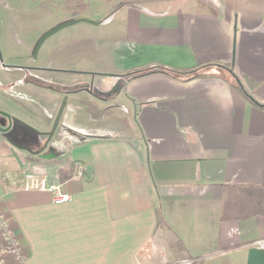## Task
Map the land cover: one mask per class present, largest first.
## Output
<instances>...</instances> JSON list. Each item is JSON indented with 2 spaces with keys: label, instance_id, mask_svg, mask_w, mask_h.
<instances>
[{
  "label": "crops",
  "instance_id": "1",
  "mask_svg": "<svg viewBox=\"0 0 264 264\" xmlns=\"http://www.w3.org/2000/svg\"><path fill=\"white\" fill-rule=\"evenodd\" d=\"M32 2L61 13L44 30L91 23L28 56L15 98L0 86V111L45 134L66 96L59 123L75 122L64 112L78 102L79 123L97 132L43 159L0 132V206L23 255L5 264H264L251 247L264 241V0ZM147 68L173 73L125 77ZM58 73H94L99 88L59 91L45 83ZM36 164L69 203L19 189Z\"/></svg>",
  "mask_w": 264,
  "mask_h": 264
},
{
  "label": "rangeland",
  "instance_id": "2",
  "mask_svg": "<svg viewBox=\"0 0 264 264\" xmlns=\"http://www.w3.org/2000/svg\"><path fill=\"white\" fill-rule=\"evenodd\" d=\"M32 1L33 0H0V60L3 61L0 63V86L4 91H7L11 100L15 98L14 87L16 86V76L19 71L15 67L32 63V60L28 59V56L34 58V48L38 43V40L48 32V30H44L42 26L46 28L55 18L61 16V13H58L57 11L47 13L46 9H39V7L36 6V3L34 4ZM52 39L53 38L49 39V42L47 41V43L44 44L38 56L44 53L47 54V52L44 51H47L45 49L48 47V43H50ZM29 45H33L30 54L28 53V50H26V47ZM91 71L94 73L97 72L94 70ZM94 73L78 75L79 78L76 76L70 78L73 75L58 73L56 74L55 81H44L45 83H50L52 87L59 91H76V89L78 90L82 87L85 88L88 86L95 89L99 88V81L94 80V78H96V76L93 75ZM53 77L54 76H51V79H53ZM13 103H7V108L14 109V105H12ZM76 107L79 108L78 102H76L74 110L72 102H70L64 112L69 115L70 118L76 119L75 122L66 125L65 122L63 124L61 121L52 137L49 139L34 125L28 126L15 118V121L11 123V130L5 133V138L30 152L39 151L46 146L43 152L44 156H53L56 154L54 156H60V158H62L68 150L67 139L69 136L81 138L84 135L97 132L95 128L91 130L88 125H81L79 123L80 118ZM51 128L48 132L51 131ZM12 130H23L26 134L24 135L27 137V140L21 141L16 139L11 132ZM39 157L43 159L42 156Z\"/></svg>",
  "mask_w": 264,
  "mask_h": 264
},
{
  "label": "built area",
  "instance_id": "3",
  "mask_svg": "<svg viewBox=\"0 0 264 264\" xmlns=\"http://www.w3.org/2000/svg\"><path fill=\"white\" fill-rule=\"evenodd\" d=\"M76 177L83 176V167L80 164H75L74 167ZM17 179L18 187L22 192L31 193H46L51 197L52 204L64 205L71 201V196L63 192L62 184L56 182L54 177H51L46 168L40 165H32L23 171H20ZM0 264H5L6 258L12 257L17 261L23 260L22 251L13 229L5 217V214L0 206ZM251 247L264 250V241H258Z\"/></svg>",
  "mask_w": 264,
  "mask_h": 264
},
{
  "label": "water",
  "instance_id": "4",
  "mask_svg": "<svg viewBox=\"0 0 264 264\" xmlns=\"http://www.w3.org/2000/svg\"><path fill=\"white\" fill-rule=\"evenodd\" d=\"M76 22H88V23H91V22L88 21V20L82 19V20H78V21H74V22L63 23V24H60V25L54 27L53 29H51V30H49L48 32H46V33H45V34H44V35L38 40V43L36 44V46H35V48H34V55L37 54V52H38L40 46L42 45V43H43L47 38H49L50 36L54 35V34L57 33L58 31H60L61 29L65 28V27H68V26H70V25H72V24H74V23H76ZM0 61H2V60H0ZM120 90H121V89H120L119 85L117 84V85L113 88V90H112L110 93H107L106 95L109 96L111 93H117V92H120ZM87 91H89V89H87ZM90 91H91V90H90ZM94 91L96 92V90H94ZM99 94H100L101 96H104V95H105V94H103V93H99ZM66 100H67V97L65 96V97L62 99L61 105H60V107H59V109H58V111H57V114H56L55 118H54V122H53V125H52V128H51V131H50L49 133H45V134H43V135L47 136L48 139L52 137L54 131L56 130V128H57V126H58V123H59V120H60V118H61L62 112H63V110H64V108H65V105H66ZM256 105H258V104H256ZM0 116L6 118V119L8 120V122H9V125H8V127H7L6 129H4V130H3V129H0V132H2V133H6V132H8V131L11 129V123H12L13 121H15V120H14V118L10 117L8 114H6V113H4V112H2V111H0ZM7 141H8L10 144H12L14 147H16V148H21V147H19L18 145H16L14 142H12L11 140L7 139ZM45 147H46V146H45ZM45 147H44L43 149L37 151V152H30V151H28L27 149H26V150H27L28 152H30V153L36 155V156H39V155L43 152V150L45 149Z\"/></svg>",
  "mask_w": 264,
  "mask_h": 264
},
{
  "label": "trees",
  "instance_id": "5",
  "mask_svg": "<svg viewBox=\"0 0 264 264\" xmlns=\"http://www.w3.org/2000/svg\"><path fill=\"white\" fill-rule=\"evenodd\" d=\"M153 71H160V72H171L173 73L172 71L170 70H167V69H162V68H147V69H143V70H139V71H134V72H131V73H128L126 74V78H133V77H137V76H141L143 74H146V73H149V72H153ZM198 72L197 71H193V72H190V74H196ZM187 74V73H186ZM97 97L99 95L95 94ZM257 107L261 108V109H264V106L262 105H256Z\"/></svg>",
  "mask_w": 264,
  "mask_h": 264
},
{
  "label": "flooded vegetation",
  "instance_id": "6",
  "mask_svg": "<svg viewBox=\"0 0 264 264\" xmlns=\"http://www.w3.org/2000/svg\"><path fill=\"white\" fill-rule=\"evenodd\" d=\"M5 67H6V66H5ZM6 68H7V67H6ZM8 68H13V67H8ZM15 68L17 69V67H15ZM82 88H84V87H82ZM82 88H81V89H82ZM81 89H78V90H81ZM91 89H92V87H91ZM92 90H93V89H92ZM72 91H73V90H72ZM69 92H71V91H66V93H69ZM93 93H96L97 95H99L98 97H99L100 99H105V98L107 97V95L101 96L98 92H95V91H94ZM110 95H111V94H110ZM110 95H109V96H110ZM1 117H2V116H1ZM5 119H6V118H5ZM6 120H7V119H6ZM7 121H8V120H7ZM7 124L9 125V122H7ZM48 133H49V132H48ZM36 152H37V151H36ZM43 152H44V150H43ZM43 152L40 154L41 156H44V155H43V154H44ZM45 157H48V156H45Z\"/></svg>",
  "mask_w": 264,
  "mask_h": 264
}]
</instances>
